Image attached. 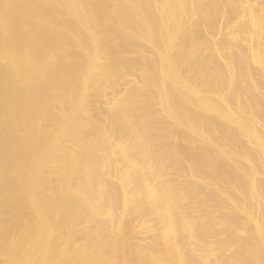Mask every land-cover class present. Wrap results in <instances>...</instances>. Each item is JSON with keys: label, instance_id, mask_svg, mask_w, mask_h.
Segmentation results:
<instances>
[{"label": "bare ground", "instance_id": "6f19581e", "mask_svg": "<svg viewBox=\"0 0 264 264\" xmlns=\"http://www.w3.org/2000/svg\"><path fill=\"white\" fill-rule=\"evenodd\" d=\"M0 264H264V0H0Z\"/></svg>", "mask_w": 264, "mask_h": 264}]
</instances>
